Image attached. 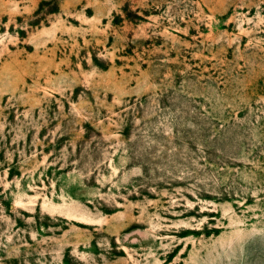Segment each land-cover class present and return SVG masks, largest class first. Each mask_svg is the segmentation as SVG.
I'll use <instances>...</instances> for the list:
<instances>
[{
  "label": "rangeland",
  "instance_id": "rangeland-1",
  "mask_svg": "<svg viewBox=\"0 0 264 264\" xmlns=\"http://www.w3.org/2000/svg\"><path fill=\"white\" fill-rule=\"evenodd\" d=\"M0 264H264V0H0Z\"/></svg>",
  "mask_w": 264,
  "mask_h": 264
}]
</instances>
